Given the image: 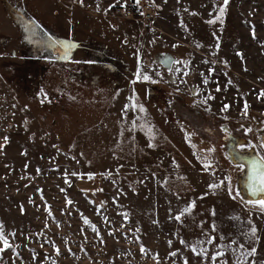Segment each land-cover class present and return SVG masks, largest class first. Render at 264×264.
Wrapping results in <instances>:
<instances>
[{
    "label": "rangeland",
    "instance_id": "1",
    "mask_svg": "<svg viewBox=\"0 0 264 264\" xmlns=\"http://www.w3.org/2000/svg\"><path fill=\"white\" fill-rule=\"evenodd\" d=\"M132 1L0 0V264H235L240 244L264 264L222 147L227 127L264 156V0H151L150 24L118 16Z\"/></svg>",
    "mask_w": 264,
    "mask_h": 264
},
{
    "label": "snow or ice",
    "instance_id": "2",
    "mask_svg": "<svg viewBox=\"0 0 264 264\" xmlns=\"http://www.w3.org/2000/svg\"><path fill=\"white\" fill-rule=\"evenodd\" d=\"M82 2V0H81ZM117 2L119 3V0H117ZM137 4H139V0H136ZM229 0H224V4L225 6L228 4ZM225 13V7L220 8V17H223ZM216 20H210L208 21V23H215ZM66 48H68L70 50L71 46L70 45H65ZM242 55V54H241ZM172 63L174 64H180V63H185V62H181V61H173ZM185 66H187L185 64ZM177 71H180V69H177ZM188 72L185 71L184 75H187ZM137 80H142V81H151L153 83H155L156 81H153L152 78L149 75L146 74H142L140 72H137ZM203 75V74H202ZM182 83L184 82L183 80L181 81ZM208 80L207 78L204 80V83H207ZM135 83V81H134ZM173 83H175V81H173ZM220 89L218 88L217 91H219ZM193 93L198 95L199 94V90L198 89H193ZM261 96H264V92H261L260 94ZM130 100H134L135 97H129ZM207 99H214V97L212 96H208L205 100L204 103H207ZM133 107H137L136 104H133ZM139 108L141 111H146L142 105H139ZM229 108V105H224V108L222 109L223 111H227ZM247 109H248V105L245 102L244 105V113H247ZM133 124L135 125V122H133ZM247 131H251V129H248ZM187 138V137H186ZM151 146V145H150ZM249 149L255 148V145H248ZM260 148H264V138H262V142L259 145ZM209 151H214V149H209ZM238 159H240L241 161H243L239 167H241V169L244 168V164L248 163L250 166V173L247 175V179L245 181V188L248 191L249 196L251 197V199L244 201L245 204L251 205L253 208H256L258 210L259 213L264 214V156H257L255 159H248L246 157H237ZM213 165L210 161H207V158H205V162H204V169L205 170H209L210 168H212ZM228 180H231V177H228ZM224 186V181H221L220 184H210L209 187L212 189L218 188ZM228 187V192L229 195L232 197V199H236L237 197L240 196L239 191H236V194L233 195V191L234 189L231 187V184L229 183ZM241 199H243L241 197ZM69 204H71L72 202L69 201ZM195 206V202H192V207ZM188 209H185L184 212H187ZM184 212H181L180 214H178L175 219L176 220H181L182 215L184 214ZM214 214V213H213ZM239 219V218H237ZM85 223H90V221H88L87 219H85ZM250 226V230L248 233H245V235L248 237L249 240L255 242L259 239V237L257 236V232L258 229L256 228V226L249 221ZM95 231V228L93 229ZM213 231H215V225H213ZM12 235L14 236L15 233H12ZM0 242H2L3 247H0V254H2L5 250L12 248L13 245L10 243V241L8 240L7 236L4 233V227L3 224L0 223ZM183 242V241H182ZM209 243H214L215 242V237H212L209 241ZM232 244H236L237 241L236 240H232L231 241ZM239 248V255H237V259L235 264H249V259L251 257H255L256 253H257V249L255 246L249 248V249H245L243 244L238 245ZM142 251H145V249H141ZM57 253H59V249H56ZM192 251L194 252V254L198 255V256H202L205 260H207L209 257L207 256L206 250L204 249H200L197 250L196 247L192 248ZM232 252L234 255H236L237 253V249L233 248ZM173 256L176 255L175 252L172 253ZM226 255V253L223 250H219L217 252H215L212 256H211V261L212 264H216L217 260ZM0 258H2V255H0ZM185 264H187V261H185ZM222 264H226V262H222ZM251 264H255V261L252 260Z\"/></svg>",
    "mask_w": 264,
    "mask_h": 264
},
{
    "label": "water",
    "instance_id": "3",
    "mask_svg": "<svg viewBox=\"0 0 264 264\" xmlns=\"http://www.w3.org/2000/svg\"><path fill=\"white\" fill-rule=\"evenodd\" d=\"M171 56V55H170ZM264 138V135L262 136ZM248 146V145H253L251 144L250 140L247 139L246 137H239L235 135H229V143H228V148L225 153V157L227 158L228 162L231 165L239 166L243 161L238 159L237 157H246L248 159H255L257 156H260L258 154V151H256L255 148L252 149H246L243 150V152L239 151L238 148L241 146ZM239 174L236 177V181L234 184L235 188V194L236 191H239L240 196L238 197L242 202L251 199V197L248 194V191L245 188V181L247 179V175L250 173V166L248 163L244 164V168L241 169ZM241 197L243 199H241Z\"/></svg>",
    "mask_w": 264,
    "mask_h": 264
},
{
    "label": "built area",
    "instance_id": "4",
    "mask_svg": "<svg viewBox=\"0 0 264 264\" xmlns=\"http://www.w3.org/2000/svg\"><path fill=\"white\" fill-rule=\"evenodd\" d=\"M117 14L126 20L150 24L154 20L155 9L151 0H139V4L133 0L130 5L120 6Z\"/></svg>",
    "mask_w": 264,
    "mask_h": 264
},
{
    "label": "flooded vegetation",
    "instance_id": "5",
    "mask_svg": "<svg viewBox=\"0 0 264 264\" xmlns=\"http://www.w3.org/2000/svg\"><path fill=\"white\" fill-rule=\"evenodd\" d=\"M160 60V59H159ZM223 132L225 133V136L222 138V143H223V145H222V147H223V152H224V155H225V153H226V151H227V148H228V143H229V135H235V136H239V137H241V138H243V137H246L247 139H249L250 140V142H251V144H253V145H255L256 147H255V149H256V151H258V154L260 155V156H262L261 154H260V152H259V150H258V144H255L254 142H253V140H251L248 136H246V135H238V134H235V133H233V131H231V129H229V128H227V127H225L224 129H223ZM260 144H261V142H260ZM246 149H248V146H245V145H243V146H241V147H239L238 148V150L239 151H241V152H243V150H246ZM235 166V165H234ZM237 167H239V166H237ZM241 171V167H239V172Z\"/></svg>",
    "mask_w": 264,
    "mask_h": 264
},
{
    "label": "bare ground",
    "instance_id": "6",
    "mask_svg": "<svg viewBox=\"0 0 264 264\" xmlns=\"http://www.w3.org/2000/svg\"><path fill=\"white\" fill-rule=\"evenodd\" d=\"M159 59H160L161 61L163 60V63H164L167 67H170V66H171V64H172V60H173L172 57H171L170 55H169L168 58H166V59H165L164 57H162V59H161L160 56H159L158 60H159Z\"/></svg>",
    "mask_w": 264,
    "mask_h": 264
}]
</instances>
